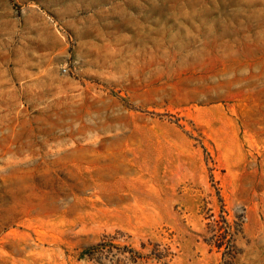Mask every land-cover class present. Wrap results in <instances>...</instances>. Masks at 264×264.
<instances>
[{"label": "rangeland", "instance_id": "1", "mask_svg": "<svg viewBox=\"0 0 264 264\" xmlns=\"http://www.w3.org/2000/svg\"><path fill=\"white\" fill-rule=\"evenodd\" d=\"M0 264H264V0H0Z\"/></svg>", "mask_w": 264, "mask_h": 264}]
</instances>
